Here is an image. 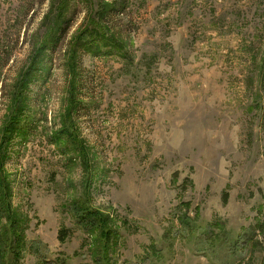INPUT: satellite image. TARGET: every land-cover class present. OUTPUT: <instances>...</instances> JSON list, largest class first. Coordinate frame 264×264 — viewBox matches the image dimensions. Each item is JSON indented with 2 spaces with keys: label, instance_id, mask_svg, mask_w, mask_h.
<instances>
[{
  "label": "rangeland",
  "instance_id": "374dc122",
  "mask_svg": "<svg viewBox=\"0 0 264 264\" xmlns=\"http://www.w3.org/2000/svg\"><path fill=\"white\" fill-rule=\"evenodd\" d=\"M0 161V264H264V0H0Z\"/></svg>",
  "mask_w": 264,
  "mask_h": 264
},
{
  "label": "trees",
  "instance_id": "16d2710c",
  "mask_svg": "<svg viewBox=\"0 0 264 264\" xmlns=\"http://www.w3.org/2000/svg\"><path fill=\"white\" fill-rule=\"evenodd\" d=\"M101 37H103V36H101ZM11 117V116H10ZM15 119H14V122H9V123H7V127H6V130H7V132H6V137H9L13 132H14V125H15V123H17V121H16V117H14ZM8 120H9V118H8ZM2 167H3V165H2V161H0V192H1V194L2 195H4V196H6L7 194H8V183H7V180H6V175H5V173H4V171L2 170ZM4 201H2V202H0V210L2 211L1 213H7V214H9L8 215V217H9V221H10V223H9V226H8V230L9 231H14V229H15V227H14V219H12V217H11V214L9 213V211H10V209H9V207L8 206H4V205H2V203H3ZM87 214H89V215H95V212L94 211H91V210H89L88 212H87ZM95 224V223H94ZM91 225V224H90ZM104 225V224H103ZM95 226V225H94ZM91 228H92V225H91ZM6 229V230H7ZM105 229H106V231L104 232V234H105V236H104V238H103V242H104V240H107V239H111V237H112V235H113V231H112V229L111 228H107V227H105ZM241 242V241H240ZM240 242H238V243H240ZM236 246V245H235ZM1 263H2V261H0Z\"/></svg>",
  "mask_w": 264,
  "mask_h": 264
}]
</instances>
